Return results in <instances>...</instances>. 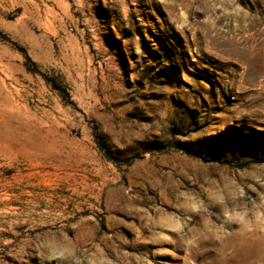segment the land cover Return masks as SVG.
Returning a JSON list of instances; mask_svg holds the SVG:
<instances>
[{
    "label": "rangeland",
    "instance_id": "obj_1",
    "mask_svg": "<svg viewBox=\"0 0 264 264\" xmlns=\"http://www.w3.org/2000/svg\"><path fill=\"white\" fill-rule=\"evenodd\" d=\"M0 264H264V0H0Z\"/></svg>",
    "mask_w": 264,
    "mask_h": 264
},
{
    "label": "trees",
    "instance_id": "obj_2",
    "mask_svg": "<svg viewBox=\"0 0 264 264\" xmlns=\"http://www.w3.org/2000/svg\"><path fill=\"white\" fill-rule=\"evenodd\" d=\"M55 89H57L58 91H60L61 95L63 96L64 95V91L62 88H60V86H57V85H54L53 86ZM96 143L98 144V147L100 148L101 151H104V153L106 154L107 156V153L106 150H104V145L103 143L101 142V140L99 138H96Z\"/></svg>",
    "mask_w": 264,
    "mask_h": 264
}]
</instances>
